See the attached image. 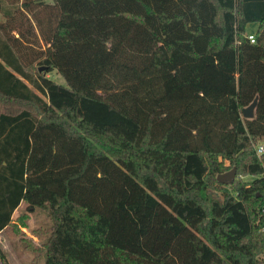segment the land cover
Returning a JSON list of instances; mask_svg holds the SVG:
<instances>
[{"label": "trees", "instance_id": "16d2710c", "mask_svg": "<svg viewBox=\"0 0 264 264\" xmlns=\"http://www.w3.org/2000/svg\"><path fill=\"white\" fill-rule=\"evenodd\" d=\"M262 140L264 0H0V234L34 260L264 264Z\"/></svg>", "mask_w": 264, "mask_h": 264}, {"label": "rangeland", "instance_id": "374dc122", "mask_svg": "<svg viewBox=\"0 0 264 264\" xmlns=\"http://www.w3.org/2000/svg\"><path fill=\"white\" fill-rule=\"evenodd\" d=\"M253 29L254 25L248 23L246 31L248 32ZM48 76L59 83H65L64 78L55 70L51 71ZM235 177H239L241 179L250 178V176L248 175L246 176L242 173L237 172L235 174ZM48 224L49 218L47 217L46 213L39 208H35V210L31 214L28 226L23 228V235L31 237L35 242L39 243L41 240H43V238L32 236L30 232L33 227L40 225L47 226ZM0 245L5 252V261L4 263H2L0 260V264H44L45 257L42 256L38 260H34L33 256L29 252L24 250L22 243L19 241L18 234H15L12 230H8L7 232L3 233V235L0 234Z\"/></svg>", "mask_w": 264, "mask_h": 264}, {"label": "water", "instance_id": "95a60500", "mask_svg": "<svg viewBox=\"0 0 264 264\" xmlns=\"http://www.w3.org/2000/svg\"><path fill=\"white\" fill-rule=\"evenodd\" d=\"M40 69L43 68V66L39 67ZM257 102V97H255L250 104L242 108V115L245 117H252L254 115V108ZM236 174V168L232 167L228 171L224 173L217 174V180L222 183H230Z\"/></svg>", "mask_w": 264, "mask_h": 264}, {"label": "built area", "instance_id": "2783aa9c", "mask_svg": "<svg viewBox=\"0 0 264 264\" xmlns=\"http://www.w3.org/2000/svg\"><path fill=\"white\" fill-rule=\"evenodd\" d=\"M248 38L250 41H254V36L253 33L248 34ZM255 153L258 157H261V155L264 154V140L259 141L258 143L255 144L254 146Z\"/></svg>", "mask_w": 264, "mask_h": 264}, {"label": "crops", "instance_id": "0c3cea01", "mask_svg": "<svg viewBox=\"0 0 264 264\" xmlns=\"http://www.w3.org/2000/svg\"><path fill=\"white\" fill-rule=\"evenodd\" d=\"M252 25H254V29L253 30H250V31H248V33H254L255 32V30L257 29V23L256 22H254V23H251ZM246 29H247V26H246Z\"/></svg>", "mask_w": 264, "mask_h": 264}]
</instances>
